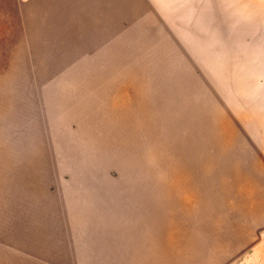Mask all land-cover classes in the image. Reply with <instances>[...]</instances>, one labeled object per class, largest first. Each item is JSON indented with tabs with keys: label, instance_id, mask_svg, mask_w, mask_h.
<instances>
[{
	"label": "rangeland",
	"instance_id": "obj_1",
	"mask_svg": "<svg viewBox=\"0 0 264 264\" xmlns=\"http://www.w3.org/2000/svg\"><path fill=\"white\" fill-rule=\"evenodd\" d=\"M183 14L0 0V264H264V44Z\"/></svg>",
	"mask_w": 264,
	"mask_h": 264
},
{
	"label": "crops",
	"instance_id": "obj_2",
	"mask_svg": "<svg viewBox=\"0 0 264 264\" xmlns=\"http://www.w3.org/2000/svg\"><path fill=\"white\" fill-rule=\"evenodd\" d=\"M151 1L160 3L164 0ZM174 1H184V14L180 17L183 18L184 25L191 28V33L232 34L238 35L241 40H246L251 35H261L259 44H264V0ZM178 7L179 4H176L177 9ZM263 93L261 91L258 95Z\"/></svg>",
	"mask_w": 264,
	"mask_h": 264
},
{
	"label": "bare ground",
	"instance_id": "obj_3",
	"mask_svg": "<svg viewBox=\"0 0 264 264\" xmlns=\"http://www.w3.org/2000/svg\"><path fill=\"white\" fill-rule=\"evenodd\" d=\"M182 179V178H181ZM174 182V181H173ZM175 182H176V180H175ZM174 182V183H175ZM187 185V184H186ZM169 188V187H168ZM180 189H182V188H180ZM184 189V188H183ZM183 191H185V190H183ZM169 193V192H168ZM185 194V193H184ZM166 198V197H165ZM184 198H186L185 196L183 197V200H185ZM156 203V202H155ZM189 204V203H188Z\"/></svg>",
	"mask_w": 264,
	"mask_h": 264
}]
</instances>
